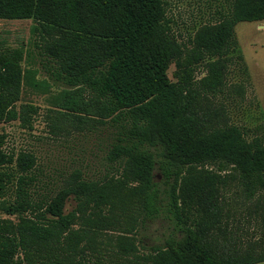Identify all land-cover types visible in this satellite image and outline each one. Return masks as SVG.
<instances>
[{
	"label": "trees",
	"instance_id": "16d2710c",
	"mask_svg": "<svg viewBox=\"0 0 264 264\" xmlns=\"http://www.w3.org/2000/svg\"><path fill=\"white\" fill-rule=\"evenodd\" d=\"M227 2L188 49L170 26L166 0H0V20L33 21V47L51 64L53 82L64 86L52 98L59 115L78 131L96 124L115 130L104 178L75 171L53 196L41 198L31 192L34 155L6 153L0 142V214L6 216L0 264H103L90 263L87 251L120 264L264 262V127L248 140L222 108L209 106L222 94L243 98L245 68L241 82L227 79L229 65L241 63L230 55L237 47L233 29L262 22L264 0ZM29 56L23 48L0 49V123L28 125L36 112L32 104L16 108L23 85L38 86L37 71L23 67ZM172 62L176 81L167 76ZM200 66L206 75L196 80ZM207 165L216 172L194 176ZM155 171L168 184L164 198ZM231 185L254 208L257 240L231 233L224 196ZM69 198L74 207L65 213ZM87 212L94 215L84 220L89 229L129 235L162 216L171 231L143 254L121 238L108 251L94 241L80 244L72 230ZM187 215L195 216L192 223Z\"/></svg>",
	"mask_w": 264,
	"mask_h": 264
},
{
	"label": "rangeland",
	"instance_id": "374dc122",
	"mask_svg": "<svg viewBox=\"0 0 264 264\" xmlns=\"http://www.w3.org/2000/svg\"><path fill=\"white\" fill-rule=\"evenodd\" d=\"M227 5V0H166V17L177 39L189 49L195 33L207 25L215 24L218 20L217 12L224 10ZM33 24L31 19L0 20V49L23 48L30 52L31 57L23 63V67L37 71L35 81L38 83L36 88L24 84L19 102L16 103V108L21 104H32L37 108L34 114H30L28 125H21L18 120L0 123V142L6 153L16 155L19 152H30L34 155L35 167L31 175L35 181L31 192L35 193V198H41L53 196L75 171L87 179L104 178L110 172L105 156L114 139L115 130L109 124H96L84 126L78 131L67 122L69 119L59 115L60 109L53 104L52 98L64 86L53 82L49 72L51 64L41 58L33 47ZM233 35L237 47L230 55L240 56L241 63L239 65L237 60L229 65L227 79L233 86L241 82L244 76L240 69L245 68L248 79L242 83L243 98L239 99L235 93L222 94L212 98L209 106L217 110L222 108L226 122L247 130L249 140L255 135L257 126L264 127V20L238 23L233 29ZM174 73L175 65L172 62L167 71L171 81H176ZM205 75L206 70L202 66L196 69V80ZM197 172L207 176L216 172V169L207 165L198 167L194 176ZM154 175L160 197L164 198L168 184L157 171ZM228 190L224 196L230 208L228 226L232 235L257 240L260 235L259 219L254 214V208L243 200L233 185ZM184 199L186 204L187 196ZM73 207L74 202L67 199L64 212H69ZM104 211L101 213L106 214ZM186 211L188 214L187 205L184 206V213ZM93 216L87 212L76 221L72 230L81 236L80 244L94 241V247H103L108 251L114 249L115 241L121 238V242L137 246L139 253L143 254L149 247L161 243L171 231V224L162 216L133 230L129 235H121L112 230L89 229L84 220ZM187 216L189 223H192L195 216ZM5 217L0 214V218ZM87 256L90 263L100 260L103 264H120L114 263L104 252L101 256L87 251Z\"/></svg>",
	"mask_w": 264,
	"mask_h": 264
}]
</instances>
